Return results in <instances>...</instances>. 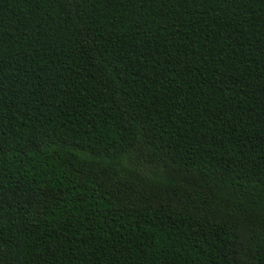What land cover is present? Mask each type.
Here are the masks:
<instances>
[{
  "label": "trees",
  "instance_id": "obj_1",
  "mask_svg": "<svg viewBox=\"0 0 264 264\" xmlns=\"http://www.w3.org/2000/svg\"><path fill=\"white\" fill-rule=\"evenodd\" d=\"M0 264H264V0H0Z\"/></svg>",
  "mask_w": 264,
  "mask_h": 264
}]
</instances>
